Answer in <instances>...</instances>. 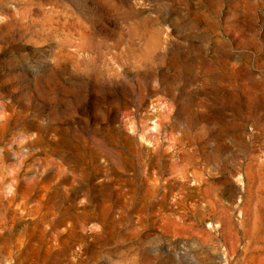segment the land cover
<instances>
[{
  "label": "rangeland",
  "instance_id": "obj_1",
  "mask_svg": "<svg viewBox=\"0 0 264 264\" xmlns=\"http://www.w3.org/2000/svg\"><path fill=\"white\" fill-rule=\"evenodd\" d=\"M0 264H264V0H0Z\"/></svg>",
  "mask_w": 264,
  "mask_h": 264
}]
</instances>
